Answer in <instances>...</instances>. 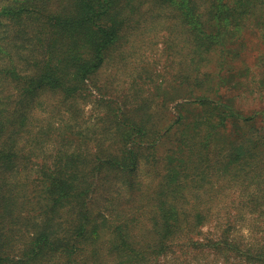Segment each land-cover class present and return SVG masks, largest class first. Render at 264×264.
I'll list each match as a JSON object with an SVG mask.
<instances>
[{
	"label": "trees",
	"instance_id": "16d2710c",
	"mask_svg": "<svg viewBox=\"0 0 264 264\" xmlns=\"http://www.w3.org/2000/svg\"><path fill=\"white\" fill-rule=\"evenodd\" d=\"M143 22L174 77L69 122L90 82L120 87L100 73ZM248 213L264 214V0H0V264H183L204 226L219 253Z\"/></svg>",
	"mask_w": 264,
	"mask_h": 264
},
{
	"label": "rangeland",
	"instance_id": "374dc122",
	"mask_svg": "<svg viewBox=\"0 0 264 264\" xmlns=\"http://www.w3.org/2000/svg\"><path fill=\"white\" fill-rule=\"evenodd\" d=\"M147 25L143 22V26L138 28L130 37L131 42L122 44L118 51L113 54L112 60L107 63L100 73L101 78L98 79V83L101 86H104L112 78L114 83L120 81V87L114 89L111 94L107 92V88L101 93L90 82L88 86L89 96L80 100L78 116L80 122L77 124V118L73 120L72 114H67V117H71V120L68 119L69 122L76 126L92 127L98 122L99 117L113 106L99 101L98 97L104 98V100L107 98L115 104L123 106L126 104L128 107L133 108L137 105V102L141 103L138 98L145 97L155 89L156 91L161 89L160 83L163 78L170 80L174 77L178 69L175 67L178 65L179 59L178 55H173L164 49L162 39L165 38L166 31H161L159 35L161 40L155 43L154 46L150 43L144 46L145 44L135 39L143 28L148 29ZM140 38L146 41L145 38ZM121 50H124V57L121 55ZM163 85H165V82H163ZM138 95L140 96L137 97ZM179 103L178 100L169 101L164 107V112L159 116L161 120L166 121L167 118H172V115L173 117L176 116L180 108ZM153 107L163 109V107L157 106V103ZM51 121L55 123L59 119L53 118ZM227 191L229 193L226 198L225 189L219 192L216 197L220 204L221 215L225 218V221L230 218V214L235 213L233 208L228 209L225 205L230 204V201L236 198L234 194L237 193L233 188H228ZM203 228L205 232L202 235H197L195 239L204 241L205 246L191 245L182 254L183 264H264L255 260L259 259L260 256H264V214L259 216L258 213H248L245 219H239L236 225L233 224V228L226 232L227 242L228 239L234 241L235 237L236 240L225 251L222 250L219 253H217L218 251L210 239L219 237V232L217 233L216 230L220 227L217 228L214 225L213 228L211 225H206ZM207 237H210V239ZM251 253L253 256H251Z\"/></svg>",
	"mask_w": 264,
	"mask_h": 264
}]
</instances>
